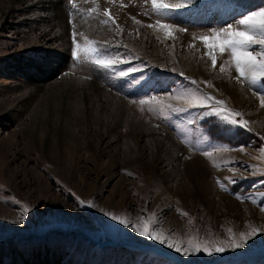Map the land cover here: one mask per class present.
Returning <instances> with one entry per match:
<instances>
[{
    "label": "rangeland",
    "instance_id": "rangeland-1",
    "mask_svg": "<svg viewBox=\"0 0 264 264\" xmlns=\"http://www.w3.org/2000/svg\"><path fill=\"white\" fill-rule=\"evenodd\" d=\"M38 1L0 0V264H109L121 248L146 264H264V233L223 254L183 256L101 211L148 223L177 244L224 241L264 225V108L235 79L229 52L213 49V67L198 38L240 0H197L168 17L151 0H55L63 28L47 27L54 7ZM157 19L177 28L162 29ZM73 25L82 49L90 41L113 59L138 57L114 69L143 66L118 77L83 50L73 58ZM188 90L223 100L253 131L225 132L230 126L213 115L206 125L218 124L226 140L207 144L183 113L149 110L187 106L179 93ZM241 143L243 152L235 147Z\"/></svg>",
    "mask_w": 264,
    "mask_h": 264
},
{
    "label": "snow or ice",
    "instance_id": "snow-or-ice-1",
    "mask_svg": "<svg viewBox=\"0 0 264 264\" xmlns=\"http://www.w3.org/2000/svg\"><path fill=\"white\" fill-rule=\"evenodd\" d=\"M151 5L157 13L168 17L170 13H174L176 10L190 11L197 6V0H177V2L171 4L164 2V0H151ZM69 22L71 23V21ZM156 25L165 30L177 28L175 23H162L160 19H157ZM149 27H153V25H149ZM179 31H186V29L180 28ZM208 31L209 34L200 35L198 38L203 42L204 47L208 49L207 55L210 57L211 65L213 67L217 65V58L213 49H218L220 52L228 51L230 61L235 67V79L251 89L253 95L259 98L260 106L264 108V91L260 90L264 89V0H240V3L232 10L227 20L219 22L215 27H210ZM78 34V30L75 25H73L71 47V56L73 58L78 57L83 50L93 57V62L99 68L112 69L118 77H127L129 73L136 72L138 68L143 66L137 65L133 67L129 64L126 69H114V64L120 63L121 61L128 62L132 59H138V57L122 53L119 54L116 59H113L106 53L101 52L98 47H93L90 41L85 43L82 49L81 44L77 41ZM171 34V32L166 31V35L170 36ZM193 35L195 38V34ZM220 71H225L223 64L220 66ZM180 75H184V73H180ZM192 83L196 84L197 82L193 80ZM169 95H171V93ZM179 97L187 99V106L173 107L171 104L164 105L161 103L156 106H150L149 110H158L161 114L165 113L166 109L170 113H183L188 124L196 123L197 117L203 119L204 117L215 115L220 118L221 123L230 126L223 130L225 132L231 133L234 129L237 131L233 134H238L239 129L253 131V129L249 127L250 121L244 119L243 113L235 109H226L224 107L225 102L221 99H216L211 94L197 95L191 90H188L186 92H180ZM145 98L150 100L156 99V97L148 96L147 93H145ZM144 102L145 99L140 100L141 104H144ZM189 109H191V111ZM237 117H239V119H237ZM165 119H167V117H165ZM261 139L264 140V135L261 136ZM189 147L191 148L192 145L189 144ZM235 147L243 152L246 145L241 143ZM260 151L264 153V147H262ZM203 154L208 156L209 152L204 151ZM232 183H235V180H232ZM220 187L223 188L224 184L221 183ZM261 197L264 199V193L261 194ZM237 199L241 201L250 199L253 204L257 203L254 196L243 197L237 195ZM77 201L80 206H94L92 201H88L86 204V202L79 197H77ZM101 211L103 215L110 217L111 220L121 225L130 227L140 236L147 237L149 240L159 241L161 245H167L169 249H174L175 252L183 256H189L191 254H207L209 256L213 254H223L227 249H239L244 247L248 238L256 235L258 232L264 233V225L259 227L253 226L250 231L240 232L237 238L229 237L224 241L213 240L203 242H194L190 239L187 244H177L156 234L154 230L150 231L148 223H143L142 225L139 223L133 224L112 212L103 209H101ZM260 211L264 212V205L260 206ZM23 212L26 216L29 212V208L25 207ZM12 222L23 223V220ZM169 264H171V262H169Z\"/></svg>",
    "mask_w": 264,
    "mask_h": 264
},
{
    "label": "trees",
    "instance_id": "trees-1",
    "mask_svg": "<svg viewBox=\"0 0 264 264\" xmlns=\"http://www.w3.org/2000/svg\"><path fill=\"white\" fill-rule=\"evenodd\" d=\"M213 132H214V139L221 141V142H224L226 140L223 132L219 133L216 129H214ZM110 250H116V249L110 248ZM117 251L120 252L118 257L112 256V258L109 260V264H146V263H140L138 260V256L125 257L127 251L122 250V248L117 249ZM101 252H103V251H101ZM110 252H112V251H110ZM81 253H83V252H81ZM158 257H160L158 259L161 263L169 262L168 260L162 259L161 256H158ZM150 264H154V260Z\"/></svg>",
    "mask_w": 264,
    "mask_h": 264
},
{
    "label": "bare ground",
    "instance_id": "bare-ground-1",
    "mask_svg": "<svg viewBox=\"0 0 264 264\" xmlns=\"http://www.w3.org/2000/svg\"><path fill=\"white\" fill-rule=\"evenodd\" d=\"M12 2H17L18 0H11ZM44 0H42V2H41V0H39L37 3L38 4H40L42 7H46L47 9H48V6L47 5H45L44 4V2H43ZM47 2V4L48 5H50V7L49 8H51V7H54V14H52L51 15V24H47V27H58V28H63V27H66V25H65V23L64 22H62L65 18H64V15H63V13L61 12V10H60V8H59V6L57 5V3L55 2V0H46ZM28 7H33V3L32 4H28ZM48 11H50V9H48ZM65 21V20H64ZM67 22V21H66ZM63 23H64V25H63ZM132 24H129V26H131ZM135 27V26H134ZM140 33V32H139ZM57 34V33H56ZM60 35V34H59ZM58 36V35H57ZM62 40H64L65 41V39H62ZM63 41V42H64ZM64 44H66V43H64ZM66 46V45H65ZM248 93V92H247ZM250 93V92H249ZM250 95L252 96V94L250 93ZM250 96V97H251ZM246 97V96H245ZM246 99H248V97H246ZM255 257L257 256V255H254ZM251 257H246V259H240V260H238V261H240V262H246V261H248L249 259H250Z\"/></svg>",
    "mask_w": 264,
    "mask_h": 264
}]
</instances>
